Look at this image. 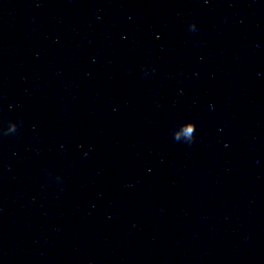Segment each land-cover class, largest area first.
<instances>
[{"label": "water", "instance_id": "obj_1", "mask_svg": "<svg viewBox=\"0 0 264 264\" xmlns=\"http://www.w3.org/2000/svg\"><path fill=\"white\" fill-rule=\"evenodd\" d=\"M0 264H264V0H0Z\"/></svg>", "mask_w": 264, "mask_h": 264}]
</instances>
